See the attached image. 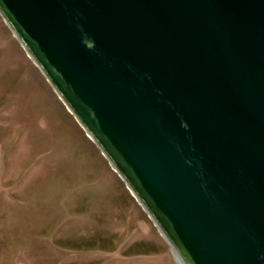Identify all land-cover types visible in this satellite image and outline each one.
Masks as SVG:
<instances>
[{"label":"water","instance_id":"1","mask_svg":"<svg viewBox=\"0 0 264 264\" xmlns=\"http://www.w3.org/2000/svg\"><path fill=\"white\" fill-rule=\"evenodd\" d=\"M185 264H264V0H0Z\"/></svg>","mask_w":264,"mask_h":264},{"label":"rangeland","instance_id":"2","mask_svg":"<svg viewBox=\"0 0 264 264\" xmlns=\"http://www.w3.org/2000/svg\"><path fill=\"white\" fill-rule=\"evenodd\" d=\"M0 13V264H178Z\"/></svg>","mask_w":264,"mask_h":264},{"label":"bare ground","instance_id":"3","mask_svg":"<svg viewBox=\"0 0 264 264\" xmlns=\"http://www.w3.org/2000/svg\"><path fill=\"white\" fill-rule=\"evenodd\" d=\"M177 259H178V264H185L184 261L180 258L179 254L176 253Z\"/></svg>","mask_w":264,"mask_h":264}]
</instances>
